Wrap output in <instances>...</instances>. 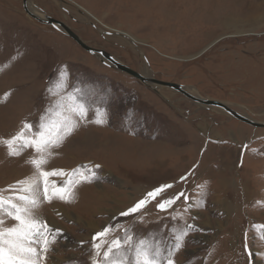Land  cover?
Segmentation results:
<instances>
[{
  "label": "rangeland",
  "instance_id": "rangeland-1",
  "mask_svg": "<svg viewBox=\"0 0 264 264\" xmlns=\"http://www.w3.org/2000/svg\"><path fill=\"white\" fill-rule=\"evenodd\" d=\"M30 1L130 68L264 122V0ZM157 90L28 16L23 0H0V138L25 123L36 132L42 116L57 127L68 120L72 134L42 165L68 175L47 177L49 193L51 183L80 180L72 171L83 165L95 173L75 184L70 203H49L30 163L40 154L17 145L20 154L10 156L0 144V192L9 197L10 188L32 185L34 192L20 194L38 200L33 215L62 233L41 264H93V237L105 227L111 230L100 239L99 264L126 230L159 246L161 259L187 231L175 264H264V128ZM162 185L172 187L139 212L120 215ZM181 192L187 199L158 210L160 199Z\"/></svg>",
  "mask_w": 264,
  "mask_h": 264
},
{
  "label": "snow or ice",
  "instance_id": "snow-or-ice-1",
  "mask_svg": "<svg viewBox=\"0 0 264 264\" xmlns=\"http://www.w3.org/2000/svg\"><path fill=\"white\" fill-rule=\"evenodd\" d=\"M4 99H7V94ZM79 116L82 119L86 118L87 109L82 107L79 111ZM100 122V120L96 121V123ZM35 127L37 131L33 133V125L25 123L23 128L12 138H0V144L8 148V155L10 156L19 155L20 147L34 148L36 153L40 154V158L32 159L30 163L43 181L45 199L49 203L53 199L70 203L72 188L76 183L91 182V179L95 177L93 170L87 165L74 169L72 176H79L81 177L80 180L68 179L60 187L55 183H51V192L49 193L50 182L47 177L67 176L68 174L63 170L44 171L42 165L47 163V157L52 155L51 150L59 147L63 139L72 134L75 125L65 120L57 127L56 125L46 124L42 116L40 123ZM26 131L29 133L28 135H26ZM17 145H20V147H17ZM95 167H99V165ZM18 184L24 185L25 182L21 181ZM171 187L172 185H162L147 192L143 199L139 200L127 211L121 212L120 215L129 216L139 212L151 200L162 197L164 191ZM8 191L13 193V195L5 197L0 192V213L4 214L0 215V264H41V261L46 258V254L50 251L51 245L57 241V238L62 233L59 229L51 228L45 220L33 215L31 209L38 206V200L35 197L20 194L21 192H34L35 188L32 185L29 184L27 187L20 189L10 188ZM182 196L187 199L183 192L175 196L162 198L157 202L156 207L160 211H166ZM6 219L15 221V224L7 226ZM188 227L190 228L191 225ZM110 230V227H105L93 237V241H95L93 247L96 249V257L93 259V264H99L98 257L104 247L100 239L106 238ZM185 235H187V231H182L180 235L175 236L174 251L180 250ZM113 249H116L117 252L123 251L124 255L116 258ZM174 251L168 250L166 258L161 259L162 250L159 246L148 243L144 239L137 241L126 230L123 239L114 238L107 246V249L103 251V261L104 264H175L173 259ZM251 255V252H249L250 257Z\"/></svg>",
  "mask_w": 264,
  "mask_h": 264
},
{
  "label": "water",
  "instance_id": "water-1",
  "mask_svg": "<svg viewBox=\"0 0 264 264\" xmlns=\"http://www.w3.org/2000/svg\"><path fill=\"white\" fill-rule=\"evenodd\" d=\"M32 7L35 8L36 4L33 5L30 0H23V8H24V10L28 16L35 19L36 21H38L41 24H44V25H47V26H50V27L56 29L57 31L61 32L65 36L72 39L83 50H85L89 54H91L94 57H96L97 59H99L102 63L112 67L113 69H115L116 71H118L120 73L129 75V76L139 80L143 85L155 90V92L158 93V90H157L158 87L164 88V89L167 88V89H170L176 93H180V94L184 95L186 98H188V99L192 100L193 102H195L196 104L202 106V108H204V109H207V110L218 109V110L224 111L225 113H227L228 115H230L234 119H237L240 122L245 123L249 126H252L254 128H264V122H259L257 120L250 118L249 116H247L245 114H242V113H239V112L233 110L232 109L233 103L227 104V103L222 102V101L202 97L201 95H199V93L197 91H195L196 92L195 94L191 93L190 92L191 90L189 89L188 86L178 84V83L158 80L152 76L145 75L143 72H138V71L130 68L129 66H127L126 64H124L123 62L118 60L115 56L111 55L110 53L106 52L105 50H100V49H97V48L90 46L79 34H77L75 31H73L70 28V26H68L65 22L56 20V19L52 18L50 15L44 13L43 11H42L41 15H37L36 13L33 12ZM35 9H38V7H36ZM115 32L118 33V35L123 36V37L131 40L132 42H135L133 39H130V37L127 34H125L124 32H121V33L119 31H115ZM105 33L110 34L109 32H105ZM219 41H217L216 43H218ZM216 43H214V44H216ZM146 61L148 63L147 58H146Z\"/></svg>",
  "mask_w": 264,
  "mask_h": 264
},
{
  "label": "bare ground",
  "instance_id": "bare-ground-1",
  "mask_svg": "<svg viewBox=\"0 0 264 264\" xmlns=\"http://www.w3.org/2000/svg\"><path fill=\"white\" fill-rule=\"evenodd\" d=\"M33 8V7H32ZM36 8V7H35ZM35 8H33L32 10H33V12L34 13H36L37 15H41L42 14V12L40 13L39 11H38V9H35ZM124 35V34H123ZM228 37H231V36H228ZM227 37V38H228ZM200 56V55H199ZM144 74H146V75H148V76H150V74H147V72H144ZM158 88H160V87H158ZM164 89V88H163ZM202 107V106H201Z\"/></svg>",
  "mask_w": 264,
  "mask_h": 264
},
{
  "label": "flooded vegetation",
  "instance_id": "flooded-vegetation-1",
  "mask_svg": "<svg viewBox=\"0 0 264 264\" xmlns=\"http://www.w3.org/2000/svg\"><path fill=\"white\" fill-rule=\"evenodd\" d=\"M95 22H98V20L97 21H95ZM93 23V22H92ZM99 23V22H98ZM95 48V47H94ZM98 49V48H97ZM100 49V48H99ZM100 50H102V49H100ZM106 65V64H105Z\"/></svg>",
  "mask_w": 264,
  "mask_h": 264
}]
</instances>
